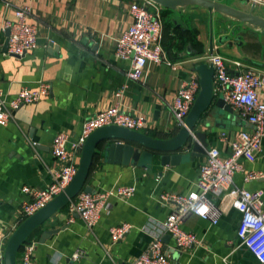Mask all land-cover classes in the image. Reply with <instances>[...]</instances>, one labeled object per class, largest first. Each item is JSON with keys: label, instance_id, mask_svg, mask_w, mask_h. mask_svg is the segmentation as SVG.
I'll return each mask as SVG.
<instances>
[{"label": "crops", "instance_id": "1", "mask_svg": "<svg viewBox=\"0 0 264 264\" xmlns=\"http://www.w3.org/2000/svg\"><path fill=\"white\" fill-rule=\"evenodd\" d=\"M131 1L0 0V91L11 98L22 87L35 88L41 83L48 87L40 100L20 106L11 122L0 125V236L3 237L0 264L8 237L23 220L20 206L26 195L22 187H45L51 181V172L60 166L51 153L56 133L64 131L69 135L70 148L84 121L118 103L122 110L144 119L146 127L141 132L167 139L176 131L170 105L180 83L192 74L198 75L194 68L209 64L210 54L221 55L230 71L264 72V33L260 30L218 13H213L211 20L209 12L201 6L168 9L155 3L163 25L162 47L174 67L149 61L139 80L127 79L129 61L115 55L114 40L131 23ZM219 1L245 11L253 7L254 14L264 17V6L253 0ZM20 6L30 7L28 22L36 28V47L23 56L4 54L6 29L2 26L6 19H14L13 7ZM225 26L230 39L219 44L217 40L224 33L220 29ZM235 61L241 66L235 67ZM120 89L123 92L118 98L115 93ZM222 118L211 115L206 117L208 127L202 119L196 128L206 133L207 148L215 146L225 156L235 134L242 129L250 130L251 125L233 110L226 119ZM106 143L101 142L96 148L86 185L92 188V193H98L133 184L134 195L128 199L111 197V207L103 211L92 228L78 217L69 221L67 204L60 208L25 241L35 243L34 264H132L155 238H164L163 249L173 264H264L236 236L240 213L231 204L233 189L220 196L208 195L220 210L215 224L196 215L182 222V229L200 240L198 245L177 249L173 239L164 233L162 223L171 205L161 203L159 195L197 190L198 170L205 154L192 158L185 154L176 164L161 165L163 153L150 151L151 158L122 164L115 154L104 155ZM260 147L254 161H243L245 170L264 174V135ZM80 152H73L76 163ZM243 178L242 172L236 173L232 188L261 190L264 199V176L250 181ZM122 223H130L132 227L111 245L109 229ZM63 226L44 243L38 242L43 230ZM75 252L79 256L72 259Z\"/></svg>", "mask_w": 264, "mask_h": 264}, {"label": "built area", "instance_id": "2", "mask_svg": "<svg viewBox=\"0 0 264 264\" xmlns=\"http://www.w3.org/2000/svg\"><path fill=\"white\" fill-rule=\"evenodd\" d=\"M264 6V0H253ZM154 6V9L149 7ZM14 19H6L2 29H8V40L4 54L23 56L36 47V28L28 22L29 6L13 7ZM131 23L114 40L115 55L129 61L125 76L130 80H139L147 62L164 63L174 67L162 47L163 25L156 4L152 0H132L129 5ZM208 63L213 68V95L220 96L224 102L240 114L251 125L250 130H239L230 142L228 154L223 156L220 150L211 146L206 149L205 161L200 164L197 190L187 193L163 192L159 195L161 203L170 204L171 210L162 223L164 233L174 241L177 249L198 245L200 240L191 232L182 229V222L190 215L208 219L215 224L220 210L208 197L220 196L233 189L232 206L240 213L236 236L241 245L256 259L264 263V199L261 190H248L234 187L233 178L242 172L244 181L262 178V172L245 170L243 161L252 162L260 152L261 138L264 135V72L253 69L230 71L226 60L219 54H210ZM235 67H240L238 61ZM199 77L192 74L183 80L170 105L175 128L185 126V119L199 91ZM46 84L35 88L22 87L11 98L0 91V125L13 120L14 112L24 104L35 103L46 95ZM123 89L115 95L120 98ZM117 125L131 130L141 131L146 127L143 118L122 110L118 103L108 106L82 124L79 136L67 147L69 135L64 131L55 134L51 144V153L60 163L51 172V181L41 189L23 186L26 197L22 200L20 213L22 219L36 212L56 195L62 192L75 175L78 163L74 162L73 152L81 151L86 138L97 128ZM193 138L194 135L191 132ZM222 135H224L222 133ZM135 186L121 185L107 191L88 193L83 190L71 199L68 205L69 221L80 218L88 228H92L100 219L103 211L111 207V197L128 199L134 195ZM130 223H122L109 229L110 244L119 242L131 229ZM3 237L0 236V240ZM34 242L23 243L18 264H34ZM79 252L72 254L77 259ZM2 261V255H0ZM132 264H173L170 255L163 249L161 238H155L147 249L136 257Z\"/></svg>", "mask_w": 264, "mask_h": 264}, {"label": "water", "instance_id": "3", "mask_svg": "<svg viewBox=\"0 0 264 264\" xmlns=\"http://www.w3.org/2000/svg\"><path fill=\"white\" fill-rule=\"evenodd\" d=\"M154 3L168 8L177 9L188 5L204 7L210 14L212 20L213 13H218L222 17L251 26L264 33V17L253 13V7L248 11L238 9L219 0H152ZM224 21V20H222ZM222 27L220 33L224 32L217 43L223 44L229 41L226 34V28ZM234 31H231L233 33ZM7 46L9 30H5ZM213 39L210 31L209 50L212 52ZM199 76V91L186 116L185 126H182L167 138H155L144 132L131 130L117 125H107L95 129L85 140L78 162V168L71 182L65 189L56 195L52 200L47 202L43 207L33 214L23 219L16 229L8 237L4 251L3 264H16V256L20 247L26 241L27 237L39 226H41L56 211L65 206L81 190L92 193V188L86 185V179L92 164L96 148L101 142H107L104 146L103 153L106 156L115 154L122 164L130 162L137 163L142 157L151 158L150 151L163 153L160 156V164H176L182 157L189 155L191 158L205 154L208 147L206 133L198 130L197 124L205 117L203 124L208 127L209 122L206 117L211 115H221L222 120L226 119L232 109L224 102L222 97L213 95V68L210 64H199L194 68ZM194 135L195 138L191 135ZM119 140V141H117ZM189 150L184 153L183 150ZM61 228L45 229L41 232L38 242L44 243L52 234L57 233ZM170 237L169 235H167ZM164 239V238H163ZM162 239V240H163Z\"/></svg>", "mask_w": 264, "mask_h": 264}, {"label": "trees", "instance_id": "4", "mask_svg": "<svg viewBox=\"0 0 264 264\" xmlns=\"http://www.w3.org/2000/svg\"><path fill=\"white\" fill-rule=\"evenodd\" d=\"M175 130H176V128H175ZM166 135H167V134H166ZM95 154H96V152H95ZM95 154H94V155H95ZM21 247H22V246H21ZM21 247H20V250H21ZM20 250H19V251H20Z\"/></svg>", "mask_w": 264, "mask_h": 264}]
</instances>
